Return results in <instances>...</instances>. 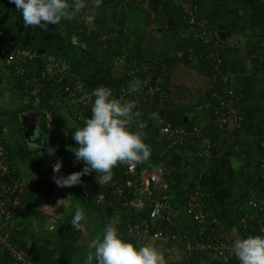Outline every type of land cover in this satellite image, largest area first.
I'll use <instances>...</instances> for the list:
<instances>
[{
	"label": "trees",
	"instance_id": "16d2710c",
	"mask_svg": "<svg viewBox=\"0 0 264 264\" xmlns=\"http://www.w3.org/2000/svg\"><path fill=\"white\" fill-rule=\"evenodd\" d=\"M114 1L110 16H107L104 10H92L95 12L94 22L89 24L86 23L82 17H75L73 20V28L70 29V32L75 31L78 42L85 44V50L88 54L97 60L106 71H111L115 65L126 73L127 70H133L135 67H148L157 64L165 66L162 70L165 76L164 81L159 84L160 89L164 92V95H166V99L163 100V103L169 104V107L184 105L183 107L186 111H192L195 107L201 105V103L203 105L201 107L208 106L209 115L204 122L202 130L206 138H213L216 141L219 134L224 132L223 129L218 127L216 117L213 114L217 105V94L221 91L223 86V84L218 81L217 71L230 70L236 74L235 79H238L241 68L233 57V55L238 52V48L232 43L225 41L221 36H217L218 26H216V19L201 7L199 0H186L193 10L196 24H189L187 22L188 17L179 7V0ZM103 3H105V0H103ZM262 5L264 6V0H262ZM2 7L6 8V12L10 11L14 15L21 17L20 13L15 10V5L12 4L10 0H0V9ZM87 14L88 10L85 11V15ZM202 20L205 22L204 26L210 32L213 40L211 39L208 42H204L199 37L197 31V26H199V24L197 23H200ZM66 22L71 24L68 21ZM103 35H105V37L102 39L101 37ZM261 40H264V38L261 37L254 40L249 38L248 42L245 44L244 50H246L248 54L257 52L258 42ZM14 49L25 50L27 52L25 60H14L8 63V55ZM28 55H33V57L28 58ZM35 55L37 54L34 52L33 48L23 41L7 35V33L0 28V100L1 97L6 94L11 104H18L14 109H10L7 108L8 106L5 107L0 103V128L11 126V130H13V132H18L20 138H22V141H19L17 135L14 137L17 142H19L17 146L15 145L16 148H14L7 137L3 136V146L12 161H16L17 158H22L32 170V176L25 180L24 190L12 200L13 207L11 208V212L13 218L9 222H6V224H2L0 220V231L9 235L8 242L22 248L27 253V258L35 264H85V259L81 256L82 253H80L83 249L78 246V243L82 238L83 227L87 223L91 224L93 227L95 226L98 237L102 234L104 225L112 222L118 228L121 236L134 244L138 243V235L153 238L158 232L168 235L176 231L194 232L195 225L192 223L189 215V218L186 215V224L184 226H179L180 228L173 225V222H171L167 214H165V218L159 217L155 220L150 219L149 212L153 204L145 196L139 199V206H141V209L136 212L134 207L138 204V199H132L134 196H128L126 198L120 197L116 193L115 186L110 185L111 182L100 191L104 194L101 200H97L96 196L85 198L81 196L80 190H75L71 200H78L80 203L77 202V204L71 208L69 206L70 209L65 212L63 221L58 224H66L69 225V227L61 235L58 233L55 225H53L54 229L52 231L48 230V228L44 230L46 226L45 222H43L44 219L47 217L51 219L54 218L52 215L46 213L49 208L46 206H49V200L54 194V192L51 193V190L58 187L56 184H48L44 176L46 174H53L52 168L53 164L56 162L55 160H60L62 162V167L66 166L68 157L65 156L67 154L59 157L61 151L64 153V144L57 147L53 140L46 141V137L42 141L41 147H35L33 150L29 151L26 141L18 127V114L30 107L35 95L41 101L44 100L47 87L56 81L55 77L52 75H43V60L41 59V55H37V57H35ZM118 56L124 57V65L117 64L116 58ZM172 59L175 60L170 63ZM176 65H183L196 72L204 73L205 77H207L206 84L209 87L212 85V88L210 87L211 89L204 93L199 90L198 92H193L185 96L183 92L184 89L182 88L183 86L170 80L173 72L172 69H174ZM253 65L255 71H257L256 74L259 77L262 76L264 81V75L262 74L264 62L256 58L253 60ZM127 66L130 67L128 68ZM70 85H73V82L70 83ZM84 85L88 88L89 82L85 81ZM145 87H147V84ZM261 95H264V91ZM64 97L65 93L61 88L60 99L58 101H61ZM188 97L190 100L193 99L196 104L187 102ZM61 104L54 103L50 100L44 102L42 108L51 111L52 125L57 117L56 113L58 110H56V106H61L62 109L67 108V105H65V107L64 104L63 106ZM72 107L75 108V111L78 109L76 106ZM66 110L67 113L62 115L64 116L63 118L72 121L74 119L76 121L79 120L78 122L75 121V123L79 124L80 127L83 126L85 118L91 116V114L87 113L85 118L82 117L81 119H77V117L74 116L73 110H71V112L69 108ZM237 113L239 127L233 130L234 132L232 134L235 138H237L236 136H238L244 127L243 109L240 103L237 105ZM12 122H15L16 126L10 125ZM40 129L46 134H48L50 129L46 127L43 118L40 122ZM55 140H58V143H62V139ZM236 143L238 144V140H236ZM234 145L235 144H233L232 147ZM48 147H53L55 149L54 155L48 154ZM212 151L215 153L216 146ZM229 152L232 153L233 151L230 150ZM262 160H264V148ZM14 164L16 165V163ZM157 166L162 167L163 174L165 175L166 170H164L163 166ZM139 168V165H137V170H139ZM116 174L117 172H115V175ZM23 177L25 176L23 175ZM116 178V183L122 186L123 194L126 193L127 189L123 184L127 176L119 173ZM171 178L174 179L175 184L171 187L168 184V187L172 188L174 191L179 190L180 180L178 179L177 173H171ZM161 181L155 183V190L152 189V198L158 202L169 199L166 194L160 195L157 192V185ZM63 188L66 190L71 187ZM243 191H234L229 201L228 212L233 216L232 223L235 225L238 224L239 232L243 237L259 235V233H255L254 230L252 232L248 231L243 233L241 229V217L252 213V210L248 208L245 201L246 192ZM195 200L196 198L194 197V203H196ZM69 205H71V203ZM77 207L81 208L85 214V220L81 222V228L79 230L73 228L70 223ZM190 207L191 205H189V202L185 207L183 206L182 212L184 215L185 210ZM207 207L208 209H206V206H203V209L205 208V211H213V205L209 200ZM29 213L36 215L35 220L32 221L30 225L26 223L29 221L27 219ZM212 219V216L206 218V230L211 227L210 221ZM253 226L254 228L257 227L255 221L253 222ZM218 228L221 229L220 226H218ZM161 237H155V239H164L166 242L174 243L166 240L163 236ZM87 250L88 249L84 251L86 252ZM202 258L203 256L188 254L186 251H183V254H180V261L177 263L199 264ZM174 262H167L166 264H175ZM0 264H12V259L5 248H0ZM203 264H236V259L234 256L228 255L226 262L222 263L219 262V260L205 258Z\"/></svg>",
	"mask_w": 264,
	"mask_h": 264
},
{
	"label": "crops",
	"instance_id": "0c3cea01",
	"mask_svg": "<svg viewBox=\"0 0 264 264\" xmlns=\"http://www.w3.org/2000/svg\"><path fill=\"white\" fill-rule=\"evenodd\" d=\"M114 2V0H105L100 10L106 11L107 16H110ZM199 2L201 7L216 19V26H218L217 36L219 37L223 33L228 34L231 36L229 37L230 43L238 48V52L233 57L238 62L241 73L238 79H235V88L239 94L240 104H242L244 119V127L238 136H236L237 138L232 135L233 130L237 128L232 129L234 126L229 124V126L221 128L224 132L219 134L216 141L213 138L210 139L214 142V145L207 151H205L204 141L209 139L204 136L202 127L209 115V107H201L203 106L201 103V105L195 107L192 111H186L183 107L184 105L169 107V104L163 103L166 95L160 89L159 84L164 81L165 76L162 70L165 66L161 64L155 65L160 66V71L157 74L153 88L150 86L148 80V67H131L133 70H129H132V73L128 70L127 73L122 69L120 70L117 65L111 71L104 70L100 63L85 50V44L78 42L75 31L70 32V29L73 28L75 17L70 20H62L59 25H49L48 30L43 31L38 26L36 28H26L22 17H18L10 11L6 12V8L2 7L0 9V28L7 35L13 36L33 48L37 55H53L56 58L67 61L71 66L70 72L63 81L56 79L55 82L47 87L44 100L41 101L35 95L31 105L36 106L40 111L44 110L42 107L45 101L50 100L61 104V101H58L60 99L61 88H63L64 84H70L77 78H83L84 81L89 82L88 88L86 87L89 94H91L92 89L95 87L103 85L109 87L112 90L113 97L117 99L122 97V89L127 91L130 80L134 78L141 80L143 87L139 94L144 96V99L137 105V109L142 113L141 119L145 123V127L140 131L144 136L145 143L150 147L151 155L150 162L146 165H139L138 171L148 170L157 165H162L164 170H166L163 179H161L162 181L157 185V192L160 195L166 194L169 197V199H166L169 205L167 214L175 227L186 224L187 218L184 216L182 208L188 202L189 205L194 204L193 200L195 197L198 209L206 212V217H213L210 223L214 224L216 222L223 230L226 240L231 243L234 238L243 237L239 232L238 224L232 223L233 216L228 212L229 201L234 191L244 190L243 192H246V194L257 192L258 195L264 198V179L261 178L264 171L260 167L261 161H264L262 160L263 148L260 145V142L264 139V95H261L264 91V81L262 76L259 77L256 74L257 71H255L253 65V60L257 58L261 61V57L258 51L248 54L244 50L249 38L253 40L261 37L264 38V6L262 5V0H199ZM104 37L105 35L101 38L103 39ZM233 40H237L236 43L232 42ZM174 60L172 59L170 63ZM127 67L129 68L130 66ZM172 71L170 80L183 86L185 96L199 90L204 93L212 88V85L210 88L206 84L207 77L202 72H196L183 65H176ZM146 84L147 87H145ZM123 98L131 100L125 94ZM91 99L94 98L91 97ZM187 102L190 104L195 103L189 97ZM61 105L63 106V104ZM68 108L70 112L73 110V113L80 114L81 118L85 117V115L80 113V110L77 109L75 111V108L72 106H67L66 109ZM66 109L56 106V110H58L56 113L57 117L53 122L54 124L52 125L51 123L48 127L50 128L48 134L42 132L39 127L42 132V141L45 137L46 141L52 139L57 147L63 144L58 146L56 142L58 140L55 139H62V143L67 141L72 144L63 145L64 153L61 151L59 157L62 154H66V148H69L68 151H73L77 146L72 139V135H69V133L72 130L75 131V128L79 124L75 123V119L72 121L63 118L64 116L62 115L67 113ZM215 110L216 107L213 111L214 115ZM152 112L158 113V120L154 121L150 119L149 114ZM260 115H263L261 120H259ZM39 121L41 122V118ZM164 125L180 127L184 131V135L178 139L177 143L171 144L169 141L170 137L160 132L161 127ZM130 127L135 130L134 125H130ZM236 140H238V144ZM233 144H235L234 148L232 147ZM26 145L32 148L42 146V144L36 146L27 142ZM210 145H212L211 142ZM215 146L216 151L213 153L214 151L212 150ZM230 150L233 152L230 153ZM83 167L84 165L81 164H76L75 166L73 155L68 157V163L60 169L58 175L62 174L66 176L72 172L80 171ZM121 169L117 167L113 168L110 185L115 186L117 184L114 185L113 183L117 179L116 176L122 173ZM115 172H117L116 175ZM171 173H177L180 180V189L177 191L168 187V184L170 187L175 184L174 179L171 178ZM44 177L48 184H55L52 179L53 174H46ZM24 182L26 183V181ZM83 185L87 190L88 196L82 193L81 189ZM105 186L107 185L101 186L97 183L95 172H93L83 175L80 184L69 188L72 190H65L62 187L63 190L61 187H55L51 190V193L54 192V194L58 195L57 198L60 197L65 201L67 190H69V192L67 191L68 195L71 196H74L75 190H80L81 196L89 198L95 197L98 194L103 196L104 194L100 191ZM136 193L138 194L137 197L133 194L128 196H134L132 199L137 198L139 201L144 195L140 189H137ZM208 200L213 205L212 212L209 210L205 211V208L203 209V206H206V209H208ZM139 204L140 201L134 207L136 212L141 209ZM52 214L55 217L54 213ZM53 225L51 224L50 226ZM137 239L140 244L150 242L154 245L164 256L165 264L174 261L175 264H178L177 262L180 261V257L178 258V256L182 255L186 249L182 242L175 241L178 243L175 245L166 242L164 239L159 240L155 239V237L150 238L143 235H138Z\"/></svg>",
	"mask_w": 264,
	"mask_h": 264
},
{
	"label": "clouds",
	"instance_id": "9594fccd",
	"mask_svg": "<svg viewBox=\"0 0 264 264\" xmlns=\"http://www.w3.org/2000/svg\"><path fill=\"white\" fill-rule=\"evenodd\" d=\"M20 13L26 28L37 26L47 31L49 25H59L62 20L82 17L86 23H93L95 12L101 8L103 0H10ZM88 14L85 15V11ZM142 81L134 78L128 82L127 94L139 93ZM113 97L107 86H97L91 91V116L82 127H76L72 139L77 145L74 163H83L80 171L68 175H58L62 162L53 164V181L58 187H72L81 183V177L95 172L99 185H107L113 176V168L119 164L135 163L146 165L150 162L151 150L140 131L145 127L142 113L134 100ZM158 120V113L149 114ZM130 125H134L133 130ZM49 155L55 154L48 147ZM99 174V175H97ZM62 204L58 201V205ZM63 205V204H62ZM64 206V205H63ZM85 220L83 210L77 207L71 218V226L77 230ZM91 251L85 264H165L164 256L150 242L132 243L123 238L112 222L104 225L102 234L89 244ZM229 255L239 264H264V234L236 237L230 244Z\"/></svg>",
	"mask_w": 264,
	"mask_h": 264
},
{
	"label": "built area",
	"instance_id": "2783aa9c",
	"mask_svg": "<svg viewBox=\"0 0 264 264\" xmlns=\"http://www.w3.org/2000/svg\"><path fill=\"white\" fill-rule=\"evenodd\" d=\"M179 7L182 12L187 15V22L189 24H196L195 16L190 4L186 0H179ZM204 21L202 20L197 26V31L199 37L204 42L210 41V32L204 26ZM258 54H260L262 62H264V40L258 43ZM27 52L22 49H14L7 58V62H12L14 60H25ZM33 57V55H28V58ZM41 59L44 63L43 75H52L55 80L65 79L67 74L70 72L69 64L63 59L56 58L53 55L43 54ZM116 62L119 65L125 64V59L123 56H118ZM132 73V70H129ZM263 75H264V69ZM218 81L223 84L221 91L217 94V105L215 110V117L219 128H225L226 126L233 125L232 129L239 127V118L237 113V105L240 103L239 94L235 88V76L236 74L230 70L217 71ZM85 81L82 78H77L73 85L64 84L63 92L65 97L61 100L62 104L78 107L80 113L85 115L91 114V97L87 92ZM34 93V92H33ZM124 94L131 100H134L136 105H139L144 99V96L139 93ZM41 119L45 120L46 127L51 125V112L44 109ZM77 119H80V114L74 113ZM84 117V118H85ZM87 118V117H86ZM85 118V119H86ZM7 128L5 126L0 128V220L2 224H6L13 218L11 208L13 207L12 200L17 197L24 189L25 182L21 179L19 170L14 162L9 158L7 151L3 146V135ZM160 132L170 137L169 141L171 144L177 143L179 138L184 135V131L180 127H173L171 125H164L161 127ZM6 133V132H5ZM209 139V138H208ZM210 140V139H209ZM205 140V151L214 145L212 140ZM210 142L212 145H210ZM262 148H264V139L260 142ZM81 164L83 163H75ZM115 167L122 168V174L126 175L127 178L124 180V187L127 192L123 194V189L121 185L116 184L114 180L116 193L120 197H127L130 194L138 196L136 193L137 189H140L142 194L150 200L153 204L149 212V217L155 220L159 217L165 218L167 214L168 203L167 201L158 202L152 198L153 191L155 188V183H158L163 179V169L160 166H154L148 170H137V165L135 163L128 164H117ZM260 167L264 171V161H261ZM264 179V174L261 176ZM82 193L88 196L85 186L82 187ZM102 195H96L97 200L102 199ZM245 201L249 209L252 210L250 215L241 217L240 226L243 233L248 231L255 233L264 234V198L258 195L257 192H252L251 194H246ZM168 215V214H167ZM188 215L191 218L192 223L195 225L194 232H180L176 231L171 233V235L163 234L158 232L154 237L160 238L163 236L166 240L171 242H182L185 245V251L188 254H195L198 256H203L199 264H203L205 258L212 260H219V262L225 263L226 258L229 255L230 242L226 240L223 235V231L218 228V224L214 222L211 223V227L207 229L206 216L207 213L198 209L196 203L192 204L190 208L185 210V216ZM169 217V216H168ZM189 218V217H188ZM257 223V227L254 228L253 222ZM254 228V229H253ZM1 229V227H0ZM53 226H49L48 230L52 231ZM130 231V229H129ZM162 238V237H161ZM9 235L7 233L0 231V248H5L8 251L9 256L12 259V264H35L27 258V253L16 244H11L8 242ZM235 258V257H234ZM236 259V258H235ZM236 264L239 262L236 260Z\"/></svg>",
	"mask_w": 264,
	"mask_h": 264
},
{
	"label": "rangeland",
	"instance_id": "374dc122",
	"mask_svg": "<svg viewBox=\"0 0 264 264\" xmlns=\"http://www.w3.org/2000/svg\"><path fill=\"white\" fill-rule=\"evenodd\" d=\"M3 102H5V103H3ZM0 103L1 104H3L5 107H7V108H10V109H14V107H16V106H18V104L17 103H10L9 102V100H8V98H7V96H6V94H4V96L3 97H1V100H0ZM10 105V106H9ZM21 106V105H20ZM263 118V115H260L259 116V120H261ZM10 125H15L16 126V124H15V122H12V123H10ZM11 127V126H10ZM10 127H8L7 126V131L5 130V132H4V135L3 136H5V137H7V139L9 140V142L11 143V145H12V147H14V148H16L15 147V145L17 146V144L19 143V142H17V140L14 138L16 135H17V138L19 139V141H22V138H20V135L18 134V132H13V130H11V128ZM6 128V127H5ZM74 132V130H72V132L71 133H69V135H72V133ZM46 135V134H45ZM71 138V137H70ZM50 139V138H49ZM24 140V139H23ZM52 139H50V141H51ZM57 142V145L59 146V145H61V144H64V145H72L71 143H68L67 141H64L63 143H58L59 141H56ZM68 147V146H67ZM27 149L29 150V151H31V150H33L34 148H32V147H27ZM69 150V148H66V151H65V153L67 154V155H65V156H67V157H71V156H73L74 155V152L73 151H68ZM70 150H71V147H70ZM62 155H64V154H62ZM55 161H57V160H55ZM14 163H16V165H17V168H18V170H19V173H20V176H21V179L22 180H26V179H28V177H30V176H32V170H31V168L26 164V162L25 161H23L22 160V158L21 159H19V158H17L16 159V161H13ZM23 175L25 176V177H23ZM27 176V177H26ZM57 186V185H56ZM62 188V187H61ZM63 189V188H62ZM64 190V189H63ZM69 190H72V189H69ZM69 190H67L68 192H69ZM67 191H66V194H67V196L65 197V201H63V199H61L60 197H58L57 198V194H53V198L51 197L50 198V200H49V206L47 205L46 207H49V209H47V214H50V215H52L53 216V214L52 213H54V215H55V217L53 218V219H51V218H45L44 219V221L43 222H45V224H46V226L44 227V230H46L51 224H53L54 223V225L58 228V226H60V225H58L60 222H62L63 221V218H64V215H65V212L66 211H69V209L71 208V207H73V206H75L76 204H77V202L78 203H80L78 200H71L73 197L71 196V195H68V193H67ZM165 191H166V189H165ZM79 193V192H78ZM72 194V193H71ZM80 194V193H79ZM78 199V198H77ZM58 201H61V203L64 205H62V204H60V205H58ZM71 203V205H69ZM69 206H70V208H69ZM55 213H57V214H55ZM183 214V213H182ZM35 216L36 215H34V214H32V213H29V216H28V222H26V223H28L29 225L32 223V221H34L35 220ZM185 216V215H184ZM47 223H49V224H47ZM97 229L95 228V226L93 227L91 224H89V223H87L86 225H84V227H83V231H82V238L80 239V241H79V243H78V246L79 247H82V251H80V253H82L81 254V256L85 259L86 258V256H87V254H88V252L89 251H91V249L89 248V244L91 243V241L93 240V239H95L96 237H97ZM173 244H175V245H177L178 243L177 242H174ZM86 249H88L86 252L84 251V250H86ZM87 253V254H86ZM78 257V256H77ZM175 257H177V255H175ZM174 257V258H175ZM180 256H178V258H179ZM174 260V259H173ZM179 262V261H178Z\"/></svg>",
	"mask_w": 264,
	"mask_h": 264
},
{
	"label": "water",
	"instance_id": "95a60500",
	"mask_svg": "<svg viewBox=\"0 0 264 264\" xmlns=\"http://www.w3.org/2000/svg\"><path fill=\"white\" fill-rule=\"evenodd\" d=\"M220 36L225 41L231 42L229 41V37L231 36L228 34L223 33ZM159 71L160 66L151 65L147 68V74L149 75L148 80L152 88L155 85L156 77ZM42 114L43 112L34 105H31L28 109L23 110L18 114V126L23 138L29 144L36 146H40L42 144V132L37 125ZM68 227L69 225L66 224L58 226V233L61 235Z\"/></svg>",
	"mask_w": 264,
	"mask_h": 264
},
{
	"label": "flooded vegetation",
	"instance_id": "af4514ba",
	"mask_svg": "<svg viewBox=\"0 0 264 264\" xmlns=\"http://www.w3.org/2000/svg\"><path fill=\"white\" fill-rule=\"evenodd\" d=\"M237 40H233L232 42L236 43ZM38 127H40V121L38 120ZM19 127V126H18ZM22 134V133H21Z\"/></svg>",
	"mask_w": 264,
	"mask_h": 264
}]
</instances>
